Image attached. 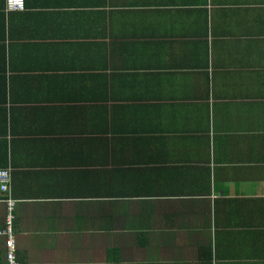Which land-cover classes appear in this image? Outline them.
Here are the masks:
<instances>
[{"label":"crops","instance_id":"0c3cea01","mask_svg":"<svg viewBox=\"0 0 264 264\" xmlns=\"http://www.w3.org/2000/svg\"><path fill=\"white\" fill-rule=\"evenodd\" d=\"M25 6L0 0L18 264H264V0Z\"/></svg>","mask_w":264,"mask_h":264},{"label":"built area","instance_id":"2783aa9c","mask_svg":"<svg viewBox=\"0 0 264 264\" xmlns=\"http://www.w3.org/2000/svg\"><path fill=\"white\" fill-rule=\"evenodd\" d=\"M6 11L8 13L25 11V0H5ZM11 169L0 168V202L7 206L6 228L0 231V235L7 237L6 264H18L15 257L16 244L13 237V211L17 204V199L12 196Z\"/></svg>","mask_w":264,"mask_h":264}]
</instances>
